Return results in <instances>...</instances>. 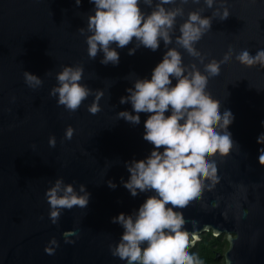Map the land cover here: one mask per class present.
<instances>
[{"label": "water", "instance_id": "obj_1", "mask_svg": "<svg viewBox=\"0 0 264 264\" xmlns=\"http://www.w3.org/2000/svg\"><path fill=\"white\" fill-rule=\"evenodd\" d=\"M157 3L140 7L150 15ZM163 6L182 9L170 30L172 42L166 46L161 40L155 52L140 47L129 55L134 39L117 49L118 66H105L102 52L94 59L88 55L87 17L94 7L88 0L80 7L75 0H0V264H96L95 256L102 257L96 249L123 233L112 218L132 214L154 194L130 195L120 183L129 176L125 163L146 158L153 146L143 140L147 114H140L138 126L119 119L120 112L132 111L120 99L137 78H150L171 49L180 53L185 76L199 72L208 80L206 95L235 118L229 128L232 151L213 158L219 183L206 182L193 206L214 202L210 216L236 227L238 236L228 237L226 264H264V166L259 164L264 145L257 144L264 132V65L237 59L245 50L252 57L264 50V0H214L211 8L204 0H175ZM192 12L211 24L192 45L195 54L176 42ZM225 13L229 19L222 23ZM226 58L229 63L222 66ZM213 64L222 66L215 80L206 75ZM65 67L82 68L80 84L90 92L75 112L58 105V94L51 95ZM25 72L42 84L28 87ZM93 104L100 108L95 115L88 111ZM57 180L77 193L83 185L90 201L85 208L60 210L53 223L45 194Z\"/></svg>", "mask_w": 264, "mask_h": 264}, {"label": "clouds", "instance_id": "obj_2", "mask_svg": "<svg viewBox=\"0 0 264 264\" xmlns=\"http://www.w3.org/2000/svg\"><path fill=\"white\" fill-rule=\"evenodd\" d=\"M94 7L87 17V31L91 33L86 43L88 55L95 58L103 53L102 65L118 66L120 55L117 49H123L135 39V47L129 50L134 55L144 47L153 52L158 50L160 41L170 44V30L176 17L182 15V9L166 10L163 5L175 3V0H159L151 14H145L141 2L151 5L153 0H88ZM187 3V0H183ZM199 3V0H194ZM211 8L214 0H204ZM82 0H75L80 7ZM229 17L225 13L222 23ZM211 24L199 13L189 14L187 22L180 27L181 35L177 43L195 54L192 47L199 41ZM83 32V29H81ZM231 53L229 54V57ZM241 64L264 65V50L252 57L243 51L237 57ZM229 63L226 58L224 65ZM213 64L206 70L211 80L219 78L220 67ZM182 57L178 51L166 52L162 61L151 72L150 78H137L132 87L126 89L127 95L121 97V104H130V111H122L119 119L138 126L140 114H147L144 121L143 140L153 146L150 154L141 160L133 159L125 163L129 173L121 185L135 198L141 193H154L148 196L132 214L121 213L112 218V223L123 228L120 242L110 248L113 257L126 264H204L197 254L190 253L192 242L184 231L185 222L177 213L185 212L196 204L202 196L204 185L219 183L214 157H227L234 147L229 131L234 122L230 110L221 112V106L215 104L206 95L208 80L199 72L185 76ZM83 69L65 67L57 74L59 86L51 91L58 94V105L75 112L90 94L80 84ZM25 83L36 88L42 81L34 74L25 72ZM173 80L176 83L173 85ZM99 93L97 99L102 96ZM88 111L95 115L100 111L93 104ZM134 113V114H133ZM167 114V115H166ZM264 127V121L261 122ZM74 130H66V139H71ZM50 146L55 147V138H50ZM257 144L264 145V132L257 138ZM259 164L264 166V147L259 149ZM115 190L117 184L107 182ZM79 193H84L80 195ZM77 193L72 185H63L57 180L55 186L46 192L50 206V218L56 223L60 210H71L74 206L85 208L90 201V193L81 185Z\"/></svg>", "mask_w": 264, "mask_h": 264}, {"label": "flooded vegetation", "instance_id": "obj_3", "mask_svg": "<svg viewBox=\"0 0 264 264\" xmlns=\"http://www.w3.org/2000/svg\"><path fill=\"white\" fill-rule=\"evenodd\" d=\"M214 208V202L211 207L203 203L191 205L185 212L177 214L182 216L185 222L184 231L192 242L189 252L197 254L204 264H226V252L230 247L228 237L235 239L238 231L228 221L212 218L210 214ZM121 235L122 233L111 235L108 244L96 249V253L102 256L101 258L95 256L96 264H126L125 261L113 257L110 251V248H114L120 242Z\"/></svg>", "mask_w": 264, "mask_h": 264}]
</instances>
